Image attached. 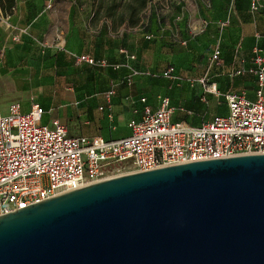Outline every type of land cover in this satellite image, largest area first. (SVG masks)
Segmentation results:
<instances>
[{"label": "water", "instance_id": "1", "mask_svg": "<svg viewBox=\"0 0 264 264\" xmlns=\"http://www.w3.org/2000/svg\"><path fill=\"white\" fill-rule=\"evenodd\" d=\"M0 264H264V154L124 174L2 215Z\"/></svg>", "mask_w": 264, "mask_h": 264}, {"label": "built area", "instance_id": "2", "mask_svg": "<svg viewBox=\"0 0 264 264\" xmlns=\"http://www.w3.org/2000/svg\"><path fill=\"white\" fill-rule=\"evenodd\" d=\"M258 8V0H250V11L255 13ZM6 19L0 12V21ZM55 33L54 40L44 48L64 50V33ZM119 52L124 58L121 65L86 54L70 55L78 64L111 70L124 67L127 84L141 75L175 78L173 66L155 73L141 72L132 65L134 54L125 49ZM220 57L221 50L216 46L208 59L209 68L221 69ZM248 67L255 79V99H249L244 90L224 94L226 114L192 126L173 121L174 112H183V108L173 107L168 97H159L157 108L145 105L140 118L128 122L130 134L117 140L72 137L66 124L58 120L42 124L44 111L39 104L33 103L27 113L21 112L17 102L10 103L6 113L0 108V216L124 174L264 154V52L258 45L252 49ZM241 72L244 68H239L237 74ZM200 82L205 92L219 94L214 84H208L207 75ZM113 94L112 86L106 99Z\"/></svg>", "mask_w": 264, "mask_h": 264}, {"label": "crops", "instance_id": "3", "mask_svg": "<svg viewBox=\"0 0 264 264\" xmlns=\"http://www.w3.org/2000/svg\"><path fill=\"white\" fill-rule=\"evenodd\" d=\"M198 1L199 6L196 3L195 9L190 11V14L198 16L200 23L199 31L196 32L201 34L198 38L200 42L195 43L208 47L206 54H209V57L212 50L219 46L221 70L224 68L223 61L227 64L232 62L236 42L243 43L244 51L250 46L253 49L258 45L264 52L260 33L256 31L261 27L260 22L264 23V14L255 17V13L250 11V0H234V3L233 0ZM258 6L260 7L259 0ZM92 7V0H15L7 19L0 21V82L5 78L10 87L6 91H2L0 87V108L3 113H6L8 105L12 102L20 104L22 113L29 112L33 103L39 104L44 111L42 124L49 125L53 120H58L66 124L67 129L69 128L68 134L72 137H100L104 140H117L128 136V122L139 119L145 105L152 109L157 108L159 95L168 96L170 104L175 108L176 104L179 108L185 106L183 112H174L172 120L175 122L183 121L198 126L209 121L214 115L226 114L225 100L218 106L217 114L211 113L201 102L210 95L218 96L205 92L200 82L207 75L208 84L212 83L209 66L198 81L201 90L197 89L198 84L188 88L185 83L181 93L160 87L159 77L141 75L135 77L131 84H127V70L124 67L111 70L76 63L70 55L72 52L104 59L93 56L91 49L83 48V42L79 40L88 38L83 34V28L93 17ZM188 15L186 6L181 7V16L179 15L177 20L188 18ZM161 26L159 25V33L164 31ZM56 30L64 33V50L44 48L43 45L48 46L54 40ZM15 37L18 39L14 40ZM119 50L117 60H104L110 64H123L124 58ZM136 62L137 57L132 65L141 72L155 73L166 69H140ZM245 65L249 66L244 57H241L235 67L244 68ZM82 67L110 72L112 76L109 79H97L93 75V78L83 79L79 77L78 69ZM120 71L123 72L121 81L115 78ZM224 85L222 96L244 90L249 99H255L252 93V89L256 88L254 77L242 85L238 78L231 82L225 80ZM32 86H39V89L36 92L25 89ZM112 86L114 94L107 100L105 94ZM213 96H210L211 99ZM141 99H145V102H141ZM182 117H185V120Z\"/></svg>", "mask_w": 264, "mask_h": 264}, {"label": "rangeland", "instance_id": "4", "mask_svg": "<svg viewBox=\"0 0 264 264\" xmlns=\"http://www.w3.org/2000/svg\"><path fill=\"white\" fill-rule=\"evenodd\" d=\"M92 1L93 17L83 28L85 30L83 34L88 38L79 39L83 42V48L86 50L90 48L93 52V54H89L97 58L114 61L119 58L118 50L125 49L137 57L136 66L140 69L150 68L157 71L169 66L174 67L176 71L175 78L162 79L159 77L160 87L182 93L184 91L182 86L187 83L186 87L193 88L195 84H198L197 89L201 90L198 81L207 72L209 54H206L208 47L205 48L204 45L195 43L200 42L198 38L201 34L196 33L200 23L198 16L190 14V11L195 9L196 3L199 6L198 0H145L143 8L140 7L141 0ZM259 4L260 7L255 12V17L264 14V0H259ZM185 6L188 9L189 17L177 20L178 16H181V7ZM151 13L154 17H149ZM159 25L164 28L162 33H159L161 31ZM260 26V29L256 31L260 33L263 42L261 47L264 50V23L262 21ZM147 35H150L151 38L146 39L145 36ZM202 40L203 38H201ZM183 42L186 43L183 44ZM234 46L231 63L227 64L223 61V70L215 67L209 68L211 82L215 83L219 94L218 96L210 95L214 98L211 99L209 96L201 102L206 106V109L211 110V113L214 114H217L218 106L224 102V97L221 94L224 92L225 80L231 82V80L238 78L241 80L242 85L247 83L248 79H253L252 74L249 73V67L245 65L244 72L239 74H237L239 68L235 67L241 57H244L245 63L250 65L252 47L250 46L248 50L244 51L242 42H236ZM78 69L80 72L79 77L83 79L93 78V75L97 79H109L112 76L110 72L96 68L82 67ZM122 74V71L118 72L115 78L121 81ZM193 79L196 81H193ZM0 87L2 91L10 89L7 79H1ZM25 89L36 92L39 86L26 87ZM252 90V93L255 94V89ZM163 96L168 97L159 95V97ZM176 108H179L177 104ZM183 109H186L185 106H183ZM182 119L185 120V117H182ZM122 121L125 120L122 119ZM73 129H75V126H73Z\"/></svg>", "mask_w": 264, "mask_h": 264}, {"label": "trees", "instance_id": "5", "mask_svg": "<svg viewBox=\"0 0 264 264\" xmlns=\"http://www.w3.org/2000/svg\"><path fill=\"white\" fill-rule=\"evenodd\" d=\"M15 0H0V12L3 16H8L13 7H14ZM145 6V0H141V8ZM149 17H154V15L151 13Z\"/></svg>", "mask_w": 264, "mask_h": 264}]
</instances>
